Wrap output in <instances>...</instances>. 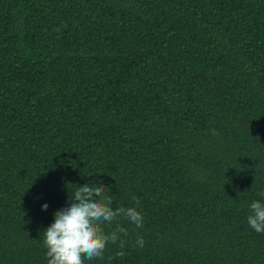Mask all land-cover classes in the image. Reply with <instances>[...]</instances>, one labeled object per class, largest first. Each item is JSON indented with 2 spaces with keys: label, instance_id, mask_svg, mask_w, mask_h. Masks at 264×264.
<instances>
[{
  "label": "trees",
  "instance_id": "trees-1",
  "mask_svg": "<svg viewBox=\"0 0 264 264\" xmlns=\"http://www.w3.org/2000/svg\"><path fill=\"white\" fill-rule=\"evenodd\" d=\"M89 182L143 227L85 264H264V0H0V264Z\"/></svg>",
  "mask_w": 264,
  "mask_h": 264
},
{
  "label": "clouds",
  "instance_id": "clouds-1",
  "mask_svg": "<svg viewBox=\"0 0 264 264\" xmlns=\"http://www.w3.org/2000/svg\"><path fill=\"white\" fill-rule=\"evenodd\" d=\"M213 134L215 130H212ZM103 183L92 182L70 189L69 206L54 213V222L43 232V246L46 249L47 264H85L87 261L102 259L108 244H117L121 251L116 256L123 257L128 229L119 223L122 217L137 228L143 227V215L136 207H124L117 204L113 208L111 196L105 193ZM264 195V193H261ZM136 205L140 201L133 195ZM44 204L42 210H47ZM247 217L249 226L257 233H264V203L253 200ZM113 223L115 227L112 228ZM102 225L111 231L105 232ZM145 241L137 236L136 245L143 248Z\"/></svg>",
  "mask_w": 264,
  "mask_h": 264
}]
</instances>
